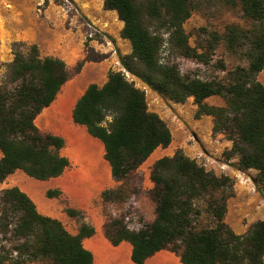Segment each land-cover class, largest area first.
I'll return each mask as SVG.
<instances>
[{"label": "trees", "instance_id": "16d2710c", "mask_svg": "<svg viewBox=\"0 0 264 264\" xmlns=\"http://www.w3.org/2000/svg\"><path fill=\"white\" fill-rule=\"evenodd\" d=\"M240 3L244 17L255 27L231 26L226 38L231 47L246 40L250 64L229 71L226 80L183 74L177 63L162 58L169 51L208 63L204 53L190 45L184 28L196 0H104V8L117 12L124 22L121 37L131 43V53L119 55L123 68L175 103L194 98L195 118H213V134H223L232 142L225 156L238 157L235 166L240 171L257 170L255 184L264 194V84L258 80L264 70V0ZM12 48L14 58L6 64L0 85V183L17 170L40 181L57 178L71 166L62 154L65 140L41 132L35 120L69 80L67 64L60 58L41 57L37 45L15 42ZM84 62L78 63L77 72ZM212 97L222 98L225 105H209L206 100ZM73 120L103 142L105 159L119 181L173 140L166 122L149 110L146 92L121 71H111L103 86L87 88L74 108ZM151 180L155 220L137 231L123 219L105 226L113 245L131 243L133 262L144 264L168 249L184 264H264V221L241 235L225 221L228 200L234 195L231 177L217 175L178 150L154 163ZM113 193L105 192L104 200ZM47 195L52 198L60 192ZM66 213L79 222L77 235L61 221L42 215L18 187L0 190V264H94L83 241L95 235V228L83 211L67 208ZM205 214L209 226L202 225Z\"/></svg>", "mask_w": 264, "mask_h": 264}, {"label": "crops", "instance_id": "0c3cea01", "mask_svg": "<svg viewBox=\"0 0 264 264\" xmlns=\"http://www.w3.org/2000/svg\"><path fill=\"white\" fill-rule=\"evenodd\" d=\"M71 2V6H61L51 0L42 7L41 0H0V70L3 64L13 60L12 45L15 42L37 45L41 57L60 58L67 64L69 80L51 106L36 118L35 124L41 132L65 140L62 154L71 162V166L61 176L47 181L34 179L22 170H17L0 183V190L18 187L32 199L42 215L61 221L72 235L78 234L80 224L65 209L83 211L86 221L96 231L94 236L83 241L84 247L93 254V263L136 264L132 260L133 246L130 242L123 241L115 246L105 234L111 206L109 201L105 202L103 194L117 190L125 180L114 178L112 168L105 159L103 142L90 135L86 126L76 124L73 120L74 108L87 88L91 84L101 87L108 81L109 73L115 71L116 65L120 63L118 50L123 53L122 48L126 46V52L129 53L132 50L131 43L121 37L124 22L116 11L105 10L104 0ZM74 7L77 14L73 12ZM86 25L94 26L105 40L101 43L90 40L94 51L103 55L100 61L85 60ZM81 61H85L83 67L79 72H74ZM261 75L262 72L258 80L264 84ZM221 145L229 150L232 142L225 140ZM156 151L133 172L142 176L143 180L139 185V193H134L131 200L140 207L150 223L156 218V204L149 197L154 187L151 170L159 159ZM238 160L235 159V163ZM204 165L217 175L224 174L234 180V195L228 200L225 221L235 233L245 234L253 224L264 221V194L255 184L257 170L240 171L236 166L225 163H221L220 167L212 163ZM49 191H59L60 195L50 198L47 195ZM144 264L184 263L179 255L165 249Z\"/></svg>", "mask_w": 264, "mask_h": 264}, {"label": "rangeland", "instance_id": "374dc122", "mask_svg": "<svg viewBox=\"0 0 264 264\" xmlns=\"http://www.w3.org/2000/svg\"><path fill=\"white\" fill-rule=\"evenodd\" d=\"M50 1L41 0L42 7ZM53 1L61 6L72 5L71 0ZM73 12L77 14L75 7ZM78 17L84 20L83 16L79 15ZM231 26H237L243 30H251L255 27L252 21L244 17L240 0H196L195 9L191 17L184 24V28L189 36L190 45L196 48L198 53H204L208 63H203L198 59L172 55L169 51H165L162 58L163 60L170 59L177 63L183 74L196 76L203 80L213 78L226 80L229 71L237 67L248 68L250 64L246 40H242L235 47L229 45L226 34L228 28ZM86 28V58L90 56L98 59L103 55L94 51L90 45V40L95 39L100 43L105 40L99 32H93L87 25ZM91 33H93L92 37L90 36ZM126 50V46L122 48L123 53L118 50V59L119 55L123 56L124 54L128 55L131 53V51L127 53ZM6 64H3L2 70H0V85L4 78ZM223 65L225 66V71H223ZM76 70L77 67L73 71L76 72ZM115 71L123 72L129 81L134 82L138 88L146 92L149 110L157 113L170 128L173 135L172 143L167 148H160L156 151V153H159V159L165 156L172 157L178 150H183L187 156L195 159L201 165L212 163L220 167L221 163H225L235 167V159H238V157L227 158L225 156L224 153L228 149L221 145V143L227 139L223 134H213V118L211 116H203L200 119L195 118L197 106L194 98H189L185 103H175L153 91L144 82L128 73L121 63L116 65ZM261 76V80L264 83V70ZM206 102L209 105H225V101L220 97L209 98ZM142 178L138 174L131 173L125 179L124 184L117 190H114L111 199L108 200L111 206V217L107 220L106 225L113 219H123L129 229L138 230L144 224L150 223L140 210V207L134 205L133 200H131L134 193H139V185L142 183ZM149 197L151 198L150 193ZM144 201L142 200V202ZM202 221V225H210L209 217L206 214L203 216ZM34 264L50 263L38 262Z\"/></svg>", "mask_w": 264, "mask_h": 264}, {"label": "built area", "instance_id": "2783aa9c", "mask_svg": "<svg viewBox=\"0 0 264 264\" xmlns=\"http://www.w3.org/2000/svg\"><path fill=\"white\" fill-rule=\"evenodd\" d=\"M74 9V8H73ZM88 27L90 28V29H92L93 30V32H98V30L94 27V26H92V25H88ZM93 33H91V37L93 36L92 35Z\"/></svg>", "mask_w": 264, "mask_h": 264}]
</instances>
